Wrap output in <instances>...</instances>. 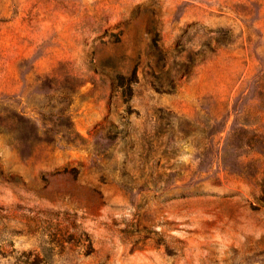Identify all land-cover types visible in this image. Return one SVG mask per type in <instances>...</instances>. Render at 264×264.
I'll return each mask as SVG.
<instances>
[{
	"label": "rangeland",
	"instance_id": "obj_1",
	"mask_svg": "<svg viewBox=\"0 0 264 264\" xmlns=\"http://www.w3.org/2000/svg\"><path fill=\"white\" fill-rule=\"evenodd\" d=\"M0 264H264V0H0Z\"/></svg>",
	"mask_w": 264,
	"mask_h": 264
}]
</instances>
